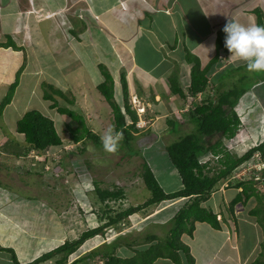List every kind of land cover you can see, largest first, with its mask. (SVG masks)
I'll use <instances>...</instances> for the list:
<instances>
[{"label": "rangeland", "instance_id": "1", "mask_svg": "<svg viewBox=\"0 0 264 264\" xmlns=\"http://www.w3.org/2000/svg\"><path fill=\"white\" fill-rule=\"evenodd\" d=\"M101 31L92 37L97 31L91 28L90 37H83L84 42H89L88 50L85 47L72 49L71 42H64L62 35L63 41L58 48L54 46L51 48L49 47L51 37L46 34L44 39L43 37L35 39L34 48L31 47L28 54L24 55L26 59L20 66H17V63L20 64L19 59L14 58L12 61L16 62V67L12 69L17 68V71L11 74L10 83L4 89H9L10 84L14 82L13 76L19 77V85L12 102L0 115V149L4 150L3 145L10 140L27 145L24 135L17 131V123L24 113L31 109L40 110L51 117L63 138L62 145L51 147L50 154L44 161L35 160L32 152L27 156H16L4 150L0 156V244L12 246L22 262L29 261L68 239L77 238L89 228L105 224L108 221L110 207L114 209L112 214L115 215L130 205L144 203L151 196V191L141 176L145 160L167 192L183 187L180 173L172 164L166 146L181 136L195 132L196 124L190 126L191 129H186V126L177 123L171 130L164 128L166 122L163 120L153 126L154 122L150 123L147 115L143 116V108L137 107L141 114V120L138 117L141 124L138 125L139 121L136 122L138 130L134 138L129 144L122 139L118 151L109 153L104 150L101 142L97 143L89 137L80 142H73L68 129L77 127L79 123L69 115L60 113L57 107L52 106V100L44 99V93L48 91L55 96L59 106L69 107L84 115L87 125L99 137L108 127H115L112 108L95 84L101 76L98 60H105L104 67L115 74L116 60L113 52L117 50L118 45L110 42L105 46L96 47L99 41L104 39L106 42L107 33L102 36ZM107 38L112 36L109 34ZM123 61L124 63L129 61L125 51ZM263 77L264 72H255L251 75L252 79L237 82L238 87L249 88L258 78ZM50 85L62 90L64 97L54 93ZM4 89L3 87L0 89V103L8 93V91L5 93ZM199 93L201 102L213 96L208 87ZM230 139L232 137H223L225 148L227 140ZM251 144L253 139H248L244 148L237 149L232 155L238 157ZM64 145H68L69 150L65 149ZM209 154L215 155L213 152ZM206 160L208 158H202L203 162ZM213 160L211 166L217 164ZM46 165L50 168L47 169ZM235 180H230V186ZM251 180H254L258 191H264V183L261 180L254 177ZM94 181L104 188H124L126 198L123 201H110L107 206L99 199ZM220 189L221 185L218 184L213 198L203 205L211 206L215 210L223 208L226 215V209L221 202L222 193L217 192ZM175 200L179 199L150 205L122 220L118 225L106 226L104 234L87 240L71 255L69 262L97 247L107 237L111 242L118 235V238L125 242L134 241L131 247L122 244L115 250V254L123 258L131 256L133 249L147 246L146 236L149 234H156L162 240L167 238L172 226L170 216L181 206V203L171 204ZM254 201L240 203L246 206L247 203L253 205ZM214 202H218L217 207ZM161 207L165 208L157 215L156 211ZM182 239L185 243L190 240L186 235H183ZM263 243L264 239L258 246L262 252ZM102 257L91 260L90 264H99ZM10 262V253L0 251V264Z\"/></svg>", "mask_w": 264, "mask_h": 264}, {"label": "crops", "instance_id": "2", "mask_svg": "<svg viewBox=\"0 0 264 264\" xmlns=\"http://www.w3.org/2000/svg\"><path fill=\"white\" fill-rule=\"evenodd\" d=\"M229 17L246 26L260 25V22L264 26V0H0V89L10 83L11 74L17 71V68L12 69L16 67V62H12L14 58L19 59L17 66H20L26 59L24 55L34 48L35 39H44L47 34L51 37V48H58L64 40L71 42L72 49L85 47L88 50L89 42L82 39L90 37L91 28H95L97 32L92 37L101 30L102 36L106 33L112 36H106V42L103 39L96 47L110 42L118 45L113 52L115 74L109 71L114 78L115 99L121 107L125 105L121 81L125 73L132 109L145 107V116L150 123L154 122L153 126L165 120L164 128L170 129V120L175 117L188 129L195 124L190 114L182 113L180 119L175 112L185 107L184 97L190 89L194 66L200 64V69L209 68L211 94L238 87V83L246 82L255 73H249L242 59L223 62L220 58L221 54L231 56L224 46L226 34L223 31ZM10 40L18 47L4 44ZM123 51L129 56L125 63ZM104 62L98 60L97 65H105ZM173 78L185 94L172 91L170 80ZM104 80L101 72L95 87ZM239 88H245V92L235 107L241 124L236 135L227 140L226 147L231 154L244 148L248 139H253V144L243 153L264 141V77L258 78L249 88ZM4 90L7 93L9 89ZM19 144L8 142L11 149ZM240 190L230 186L217 191L222 193L226 215L223 208L215 210L208 206L221 218L220 228L196 222L193 235L185 234L190 239L187 244L193 264H261L255 261L261 253L258 246L264 239V229L257 218L249 214L257 200L251 197L249 201H254L253 205L243 206L240 202L232 205ZM182 201L175 200L171 204ZM215 205L217 207L218 202ZM164 208H159L157 215ZM153 264L176 263L169 258H159ZM183 264L188 263L183 260Z\"/></svg>", "mask_w": 264, "mask_h": 264}, {"label": "trees", "instance_id": "3", "mask_svg": "<svg viewBox=\"0 0 264 264\" xmlns=\"http://www.w3.org/2000/svg\"><path fill=\"white\" fill-rule=\"evenodd\" d=\"M260 25L262 26L263 23L260 22ZM8 44L18 47L12 40ZM100 66L105 80L97 88L112 108L116 131H122L123 141L129 144L138 130L136 127L138 114L129 104L126 74L123 73L121 75L125 99V105L121 107L115 99V83L112 74L104 65L100 64ZM208 69V67L200 69V64L194 66L192 82L190 89L186 92V96L189 94L196 95L198 92L206 90L209 81ZM18 84L19 77L16 76V79L10 85L7 95L0 103V115L3 114L5 107L12 102ZM170 85L173 92L185 94L184 90L175 83L174 78L170 80ZM51 87L54 93L64 97L62 90L50 85ZM244 92L245 88L234 86L228 90H219L214 94L210 93L213 95L212 98L207 97L202 102L201 100L198 101L187 112L188 115L190 114V120L196 124V131L181 136L166 146L170 160L178 169L182 178L183 187L181 189L167 192L161 186L149 163L145 160L142 165L141 176L150 189L151 196L144 203L130 205L116 212L115 215L112 214L114 209L110 207L108 221L105 224L89 228L77 238L68 239L57 247L26 262L20 260L12 246L0 244V251L8 252L11 256V262L3 264H49L50 262L51 264H90V261L98 256H104V264H153L159 258H169L176 264H183L185 259L188 264H193L194 259L190 247L183 241V235L187 234L191 237L194 233L196 222H207L214 228L221 227V220L218 218V214L211 208L204 206L203 203L210 198L218 184L220 185L224 180L232 176L237 167L253 157L255 151H260L264 157V141L251 147L238 157L232 155L227 147L225 148L223 145V137L235 136L241 124L235 107ZM44 99L52 100V106L57 107L60 113L69 115L79 123L77 127H69L68 129L73 142H80L86 137L92 138L97 143L101 142L100 137L87 125L84 115L69 107L59 106L55 96L48 91L44 93ZM129 121L131 122L129 123ZM177 123H181V121L175 117L171 119L169 123L170 129H174ZM17 131L24 135L27 145L19 144L15 149H11L8 143H5V146L3 145L4 150L16 156H27L31 151L43 153L51 147L61 146L63 142L55 121L37 109H31L24 113L18 120ZM4 150L0 149V156L5 152ZM210 152H213L214 156L220 155L216 159L217 164L215 166H211V160L202 161V158ZM211 171L213 173H210ZM260 180L264 183V168L262 169ZM99 184L94 181L95 191L99 199L107 206H109L108 202L110 201H123L126 198L124 188L115 187L110 189L100 187ZM254 184V180H235L231 182L232 186L241 188L232 201V205L237 202L245 203L251 197H255L257 204L249 210V214L256 217L264 229V191H258ZM174 199H183L184 201H182L181 206L171 218L172 226L169 229L167 238L162 240L156 234H149L146 236L147 246L142 249H133L134 254L123 258L116 255L115 250L122 244L131 247L134 245V241L125 242L122 238L117 237L114 241L103 243L69 263L71 255L76 253L88 239L104 232V227L118 225L131 214L142 211L150 205ZM255 262L264 264V251H261Z\"/></svg>", "mask_w": 264, "mask_h": 264}, {"label": "clouds", "instance_id": "4", "mask_svg": "<svg viewBox=\"0 0 264 264\" xmlns=\"http://www.w3.org/2000/svg\"><path fill=\"white\" fill-rule=\"evenodd\" d=\"M223 31L226 34V36H225V47L231 53V56L229 59L239 58V59L246 61L247 70L250 72H264V26H261L259 24H254V23L246 26V25L239 23L234 18L229 17L227 20V23L225 24V26L223 28ZM214 47H215V45H213V49H214ZM185 98H186V95L184 97V100H185ZM194 104L195 103L192 104V106L188 109V111H185L183 113L189 112ZM142 108H143V112H144L143 116H145L146 108L145 107H142ZM135 110L137 111L138 117H140V119H141L140 111L138 110L137 107L135 108ZM130 122L131 121H129V123ZM122 139H123L122 131H116L114 126L108 127L105 130V132L100 136V140H101V143L103 145L104 150L106 152H109V153H115L116 151H118L119 143ZM240 155H242V154H240ZM218 156H220V155H218ZM211 157H213L214 160L216 161V159H217L216 156L211 155V154H210L208 160H213ZM250 160L251 159H249L245 162L247 163ZM228 179H226V180H228ZM226 180H224L220 185L222 186V184ZM227 187H230V185L228 184V186H226L224 188H227ZM132 215L133 214H131L130 216H132ZM219 219L221 220V218H219ZM105 229H106V227H104V231H105ZM101 234H104V232H101V233L95 235L94 237L100 236ZM117 237H114V238L116 239ZM108 241L111 242L108 237H107V239L104 238L103 243H106V242L109 243ZM103 243H101L100 245H102ZM100 245H98V246H100ZM98 257H102V256H98ZM75 258H77V256ZM75 258L70 260V262L73 261ZM99 264H104V257H102Z\"/></svg>", "mask_w": 264, "mask_h": 264}, {"label": "built area", "instance_id": "5", "mask_svg": "<svg viewBox=\"0 0 264 264\" xmlns=\"http://www.w3.org/2000/svg\"><path fill=\"white\" fill-rule=\"evenodd\" d=\"M220 58L222 59V61L226 62H231V59L230 58V54L226 57V54L224 55H220ZM201 100V93H197L196 95H193V94H189L186 96L185 98V107L184 109L182 110H178L176 111V115L177 117L181 118L182 117V113L185 112V111H188V109L192 106L193 103H196L198 101ZM141 120V119H140ZM138 125L141 124V121L137 122ZM64 148L65 149H68L69 150V146L68 145H64ZM35 160H46V157H48V155L50 154V149L43 152V153H39V152H36V151H31ZM42 156V157H41ZM219 156H216V158H218ZM243 168V169H240V168ZM46 168L49 169L50 167L48 165H46ZM264 168V157L262 156L261 152L260 151H256L253 155V157L251 158V160L249 161V163H245L239 167H237L233 173L232 176H230V178L228 180H226L221 188L224 189V187L228 186L230 180H233V179H236V180H251L253 179H256V180H260V175H261V172H262V169ZM244 176H246L244 178Z\"/></svg>", "mask_w": 264, "mask_h": 264}]
</instances>
